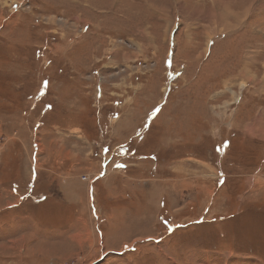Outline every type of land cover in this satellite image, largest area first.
I'll use <instances>...</instances> for the list:
<instances>
[{
	"label": "rangeland",
	"instance_id": "374dc122",
	"mask_svg": "<svg viewBox=\"0 0 264 264\" xmlns=\"http://www.w3.org/2000/svg\"><path fill=\"white\" fill-rule=\"evenodd\" d=\"M263 30L264 0H0V264H264Z\"/></svg>",
	"mask_w": 264,
	"mask_h": 264
},
{
	"label": "bare ground",
	"instance_id": "6f19581e",
	"mask_svg": "<svg viewBox=\"0 0 264 264\" xmlns=\"http://www.w3.org/2000/svg\"><path fill=\"white\" fill-rule=\"evenodd\" d=\"M213 13H214V12H213ZM214 16H215V15H214ZM239 23H240V22H239ZM259 31H260V30H259ZM263 31H264V30H263ZM244 69H245V68L243 67V70H244ZM244 71H245V70H244ZM246 71H247V70H246ZM249 72H250V71H249ZM249 72H248V73H249Z\"/></svg>",
	"mask_w": 264,
	"mask_h": 264
},
{
	"label": "snow or ice",
	"instance_id": "6c2138e0",
	"mask_svg": "<svg viewBox=\"0 0 264 264\" xmlns=\"http://www.w3.org/2000/svg\"><path fill=\"white\" fill-rule=\"evenodd\" d=\"M125 247L127 248V245Z\"/></svg>",
	"mask_w": 264,
	"mask_h": 264
}]
</instances>
